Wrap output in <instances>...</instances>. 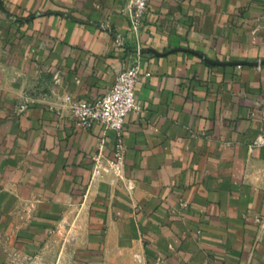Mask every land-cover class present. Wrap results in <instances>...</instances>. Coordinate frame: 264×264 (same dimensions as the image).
<instances>
[{"label":"crops","instance_id":"0c3cea01","mask_svg":"<svg viewBox=\"0 0 264 264\" xmlns=\"http://www.w3.org/2000/svg\"><path fill=\"white\" fill-rule=\"evenodd\" d=\"M130 1L0 0V264L73 222L75 252L115 264H264V0H149L138 38ZM137 45L128 190L92 177L102 125L60 107L101 97Z\"/></svg>","mask_w":264,"mask_h":264},{"label":"built area","instance_id":"2783aa9c","mask_svg":"<svg viewBox=\"0 0 264 264\" xmlns=\"http://www.w3.org/2000/svg\"><path fill=\"white\" fill-rule=\"evenodd\" d=\"M149 0H131L128 7V17L131 24V32L138 38L140 29L144 23ZM116 43L121 47L128 45L127 38L114 33ZM141 47H136V57L122 71H120L113 84L97 100L93 102L80 101L70 94L63 95L60 111H67L70 118L78 127L92 128L95 124L103 127L104 136L99 143L98 151L93 155V179H104L109 177L111 184L119 181L125 182L128 190L134 185L131 181L126 182V144L123 134L126 129L128 116L133 112H139L142 106L136 98L137 83L141 76ZM55 81L59 82V73L54 75ZM29 100L20 105L23 111L27 108ZM109 131L116 133V143L113 157H107L104 153L105 136ZM258 146H264V106L262 109V130L255 142Z\"/></svg>","mask_w":264,"mask_h":264},{"label":"rangeland","instance_id":"374dc122","mask_svg":"<svg viewBox=\"0 0 264 264\" xmlns=\"http://www.w3.org/2000/svg\"><path fill=\"white\" fill-rule=\"evenodd\" d=\"M82 223L78 225L73 222L69 225L70 230L66 233V225H62L59 229L65 230V233L61 232L57 238L49 239V243L47 246L42 247L35 254H12L11 255V263L13 264H76V261L79 259L83 260L86 263H91L93 259H95L94 264H115L114 261L110 260L115 257L114 254H97L91 256V254H77L75 252L76 247L78 246L77 232L74 229H82ZM74 229L72 230V228ZM68 228V227H67ZM84 240V244L86 243V239ZM80 237V241L82 240ZM98 259V261H97ZM100 259V260H99Z\"/></svg>","mask_w":264,"mask_h":264},{"label":"water","instance_id":"95a60500","mask_svg":"<svg viewBox=\"0 0 264 264\" xmlns=\"http://www.w3.org/2000/svg\"><path fill=\"white\" fill-rule=\"evenodd\" d=\"M141 52H143V51L141 50Z\"/></svg>","mask_w":264,"mask_h":264}]
</instances>
